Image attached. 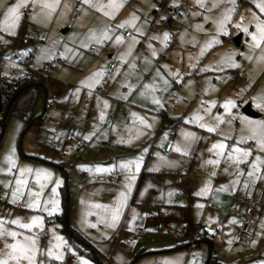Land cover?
I'll list each match as a JSON object with an SVG mask.
<instances>
[{
  "label": "crops",
  "instance_id": "0c3cea01",
  "mask_svg": "<svg viewBox=\"0 0 264 264\" xmlns=\"http://www.w3.org/2000/svg\"><path fill=\"white\" fill-rule=\"evenodd\" d=\"M65 1L60 6H71ZM16 2L17 0H0V22L4 21L6 8ZM43 3L44 0H36L33 5L32 0H28L26 4H22L18 11L21 23L24 20L23 26L21 31L11 37L6 31L7 22L0 24V58L12 53L16 58L9 60V63L12 67L15 65L24 69V72L26 67H31L30 60L20 57L23 52L15 51L21 48L25 50L29 42L23 44L15 38L30 33V40L33 39L36 34L32 29L34 8H42ZM24 11L27 12L25 15ZM124 32L122 44L132 38V33L124 36ZM147 33H152V37L157 36L155 28L144 35ZM39 36L37 34L38 39ZM58 43V54L51 59L59 56L62 63H54L48 69L49 78L44 82L47 96L41 104L44 106L43 114L47 110L49 112L48 121L44 124L49 125L51 138L57 139L66 132H72L82 139L85 136L91 138V143L87 140L80 155H74L71 148L65 154L70 159H75L73 167L86 170L83 173L86 178L79 180L75 177L72 181L83 184V201L77 202V198L81 199V194L73 193V206H69L71 209L67 219L69 226L81 239L69 237L63 230L59 220L63 212L62 201L60 211L57 209L59 212L55 213L56 221L61 225V233L66 234L69 246L73 249L70 252L67 249L66 258L70 257L74 264H83V260H87L89 264H199L201 261L203 264H264V176L253 180L248 178L251 161L257 155L264 159V150L257 148L255 139H247L253 129L257 134L261 131L256 122H264V98L235 99L227 111L214 110L207 112L199 120H192L180 107L175 110V103L172 108H166L163 94H149L141 90L143 98H138L140 85L136 80L129 83L131 91L120 90V97L118 87L116 89L112 86L113 81L104 84L106 94H92L88 89L98 83V74L95 76L92 71L96 68L94 64L101 62L99 70L103 72L110 61L120 59L126 64L127 59L119 57L118 53H109L106 59L102 51L97 52V47L90 52L88 48L92 43L84 54L86 56L79 54L76 48L65 50L64 41L60 39ZM238 45H242L241 36ZM74 52L77 55L75 60L72 59ZM64 58L72 60L73 64H78L77 60L81 61L82 58L87 60V70L76 72L74 65H67ZM114 64L106 80L111 79L112 73H116L117 64ZM88 72L92 74L87 75ZM234 73L236 79L240 80L239 72ZM90 77L92 82L89 83ZM250 81H246V85L252 87L253 83ZM75 82L81 85L76 87ZM174 86L178 87L176 83ZM48 92L52 94L49 100ZM110 95L115 98H108ZM179 98H182L181 104L187 103L185 97ZM248 100H251L258 116L250 117L239 110V106ZM87 102L91 103V111L86 128L80 131L74 127L68 128L66 115L75 110L86 111L88 115L90 107L88 104L84 105ZM188 102L190 103L189 100ZM112 110L113 113H109L112 117H106L105 114ZM102 112L104 118L101 120ZM217 117H221L219 122ZM249 121L253 123L249 124ZM201 123L215 126L216 131L209 132L207 127L200 126ZM171 127L174 128L172 146L169 152H165L163 146ZM94 137L109 140V147L99 149L92 142ZM241 137L245 139H240ZM218 141H223L226 145L224 154L219 157L217 150L210 151ZM233 145L250 149V155L238 166L227 157ZM25 158L55 166V162L43 161L37 156ZM216 159L220 161L218 164L208 163L209 160ZM122 164L128 166L122 167ZM237 168L240 169L239 176L236 175ZM108 172L118 173L115 183L108 184L95 178L97 174ZM261 172L264 173V165H261ZM177 176L181 178L180 184L177 183ZM205 184L209 185V190L206 194H199ZM121 193L125 194L124 202L119 219L113 225L111 212L105 208H94L93 204L97 195H102L103 205L111 209L121 199ZM246 200L251 201V212L244 233L238 235L239 226L243 224ZM47 209L51 211L52 207ZM23 212L33 216L36 211L27 209ZM45 217L44 215V220ZM159 223L161 226H158ZM111 225L113 227L110 228ZM3 227L12 229L10 223L3 224ZM39 233L38 238L43 246L53 241L48 238L47 232L44 237ZM61 233L54 230V237H62ZM0 238V252H3L6 251L5 242L11 243L12 238ZM62 238L64 241V237ZM208 256L211 257L210 260H207ZM37 260L44 264H50L51 261L39 254ZM54 262L66 264V261Z\"/></svg>",
  "mask_w": 264,
  "mask_h": 264
},
{
  "label": "rangeland",
  "instance_id": "374dc122",
  "mask_svg": "<svg viewBox=\"0 0 264 264\" xmlns=\"http://www.w3.org/2000/svg\"><path fill=\"white\" fill-rule=\"evenodd\" d=\"M62 1L60 0V3ZM65 2H69L71 6L66 8L64 4L62 6L59 4L50 16L46 10H42V8L35 10L34 8L32 29L36 34L29 41L28 48L15 51L23 52V55L20 56L22 58L30 56V68L32 70L42 68L45 62L52 60L51 58L58 54L60 39L64 41L63 48H66L65 50L76 48L77 52L83 56H86L84 54L92 43L97 47L98 53L103 52L106 59H108L107 54L109 53L113 55L118 53L119 57L127 59L126 64L120 59L113 61L117 64V69L115 74L112 73L109 80H106L108 77L103 75L104 71L99 70L101 62L97 61L94 64L96 68L92 71L95 76L98 74V83L97 85L94 84L92 89L89 88L88 91L101 86L102 91L96 94H106L104 84L113 81L112 86L118 87V97H120V90L131 91L129 83L136 80L140 85V97L138 98H143L141 90H145L149 94H163L166 108H172L173 103H175V110L180 107V110H185L186 115L190 116L192 120H199L197 117L200 119L205 117L207 112L225 109L227 100L233 101L240 98L262 100L264 98V60L257 59L264 54V41H261L259 47L253 48L250 35L256 31V21H264V11L258 7L259 4L264 3V0H202L203 7L197 3V0H115L120 5L117 9L107 7L109 0H91L90 4H85L83 0H66ZM214 3L215 7L213 6ZM101 4L105 5L103 9L96 6ZM229 9L232 10L228 12ZM105 12H109L110 15H105ZM226 13L229 15V19L225 22L223 30H220L216 21L222 19ZM133 15L136 19L132 23H125ZM20 19L19 16L13 27H6L10 37L19 30L21 31L24 20L21 23ZM122 23L124 26L119 27ZM238 24L239 27H237ZM245 27L248 28V32L243 30ZM153 28H155L157 36L152 37V33L144 35L146 32L152 31ZM125 29L132 33V38L134 37L135 40L130 38L127 43L122 44L121 41L117 42L115 38L117 36L123 37ZM63 30L65 31L63 32ZM105 30L108 32V38L101 42H97L96 39L90 40L93 33L99 37ZM165 32L169 36L162 43ZM37 34L40 35L39 39ZM237 35L241 36L242 45H236L233 41ZM84 44L88 46L84 47ZM202 49L203 52H201ZM153 52L156 54L153 55ZM76 56V52H74L72 59L75 60ZM249 56L252 59H249ZM57 57L59 58V56ZM14 58L16 56L13 57L12 53L3 56L2 59L0 58L1 74L6 77L23 74L24 69L15 65L12 67V64L9 63V60ZM64 59L67 65H74L78 73L81 70H87L88 61L83 58L81 61L77 60L78 64H73L72 60ZM89 60L91 59L89 58ZM235 71L239 72L240 80L236 79ZM91 74L92 72L87 73V75ZM47 76L48 73L45 75V80ZM248 80L253 83L252 87L246 85ZM88 82H92L91 77ZM75 83L76 87L81 85L79 82ZM174 83L178 85L177 88ZM146 85L148 87H145ZM45 86L49 90L46 84ZM174 92L175 94H173ZM179 97H185L187 103L181 104L182 98ZM49 98H52V94L48 92V100ZM108 98H115V96L110 95ZM41 102L42 99L39 98L33 107V113L38 118L22 135L20 134L22 127L20 118L9 117L2 135V126L0 125V219L4 221V224H8L11 220L19 217L21 222L25 223L29 222L32 215L24 214L23 211L32 209L36 211L33 214L35 216H40L43 213L41 214L42 227L34 226L32 229H22L19 225L10 223L12 226L10 230L24 235L36 236L39 250L37 255L58 263L66 261V264H74L70 257L66 258L67 249L69 252L73 249L69 246L66 234L61 233V225L56 221L55 213L60 211L63 191H66L70 207L73 206L74 192L81 194V199L77 198V202L83 201L81 193L83 184L72 181L75 177L79 180L83 177L86 178L85 174L83 175L86 170L82 167H73L74 158L70 159L65 155H60L50 146L52 140L63 142L64 133L57 139L51 138L48 132L49 125L43 124L41 121L44 115ZM247 102L253 108L251 100ZM87 104L90 107L87 115L89 118L91 103L87 102L84 105ZM244 104L239 106L240 111ZM113 111L107 112L106 117ZM237 112L239 111L237 110ZM45 115L49 116L48 110ZM1 116L2 111L0 112ZM162 126L163 124H161ZM70 133L72 134V132ZM74 137L81 139L76 135ZM90 139L84 140L88 143L87 140L90 142ZM93 140L92 142L99 149L98 141H109L98 138ZM65 147L66 154L68 152L67 144ZM13 148L14 153L12 155L15 166L9 171L6 156ZM25 156H37L43 161H52L59 165L55 163L54 167L45 165L38 161L26 159ZM24 167L31 168L32 172L23 174L28 183L23 186L22 194L13 202L12 190L16 187V177L20 175V169ZM37 169L51 173L48 180L41 181L44 184L42 189L34 179ZM31 183L33 184L31 185ZM131 188L132 184L130 185ZM29 189L33 193H40L38 208L25 206L36 199L35 196H29ZM86 193L87 191H85V195ZM7 194L9 195L8 198ZM103 200L102 195H97L93 207L101 208L96 207V205H103ZM53 201L56 202V210L46 211V207H53ZM44 215L46 216L45 220L43 219ZM109 227L111 228L113 225ZM53 229L61 233V236L64 237L63 242L56 240ZM42 230H46L48 238L53 240L44 246L38 238V233ZM18 238L22 239V237ZM56 244H60L58 250L59 254L62 255L60 260H56L55 256L48 257L47 255L49 247H53L54 252L57 251L54 247ZM198 263L203 264L202 261Z\"/></svg>",
  "mask_w": 264,
  "mask_h": 264
},
{
  "label": "snow or ice",
  "instance_id": "6c2138e0",
  "mask_svg": "<svg viewBox=\"0 0 264 264\" xmlns=\"http://www.w3.org/2000/svg\"><path fill=\"white\" fill-rule=\"evenodd\" d=\"M28 0H17L16 3L11 4L6 8L5 15H4V21L0 22V24H3L7 22L8 27H13L16 23V21L19 19V9L22 7V4H26ZM85 4H90L91 0H83ZM33 5H35L36 0H32ZM197 3L200 4L201 7H203L202 0H197ZM60 4V0H44V3L42 4V10H46L47 14L50 16L53 11L56 10L57 6ZM97 7H100L103 9L105 5H96ZM215 7V3L213 4ZM65 7L67 8L68 5L65 4ZM108 8L110 9H117L120 7L118 3L115 2V0H109V3L107 5ZM258 7L260 8L261 11H264V3L259 4ZM232 9H229L228 12H230ZM105 15H110L109 12H105ZM136 17L133 15L129 21H126L125 23H132ZM229 19V15L226 13L222 19L219 21H216L218 23L219 29L223 30L225 22ZM124 24L122 23L119 25V27H123ZM239 27V24L237 25ZM256 31L250 33L251 35V44L253 48L259 47L261 44V41H264V21H259L257 20L255 23ZM245 32H248V28L245 27L243 29ZM137 31H139L137 29ZM169 34L165 32L163 34V40L166 41L168 39ZM108 38V32L107 30L103 31L99 37L95 35V33L92 34L90 37L91 39H96L97 42H101L104 39ZM116 41L119 42L122 40V37L117 36ZM135 40V38H132ZM84 47H87V44L83 45ZM210 46V45H207ZM203 52V49L201 50ZM156 53L153 52V55ZM249 59H252L251 56L248 57ZM258 60H264V54L261 56L257 57ZM235 66V65H233ZM83 83V81H82ZM165 84H167V81H165ZM145 87H148L147 85ZM156 103H159V101H155ZM105 105H107V101L104 102ZM232 100H227L225 102V110L227 111L230 106L233 105ZM258 107H262V105H257ZM135 116L136 114L133 113ZM104 118V113L102 112L100 115V119L102 120ZM197 119H200V117H197ZM217 121L221 119V117L216 118ZM243 119V118H242ZM143 122V121H142ZM249 124H252L253 122L249 121ZM258 128L261 130L259 134H257L256 130L253 129L252 134L247 137V139H255L256 140V146L258 149L264 150V122H256ZM201 127H207L209 132L216 131V127L212 125H206L201 123ZM187 135V134H186ZM88 136H85L84 139H88ZM240 139H245L244 137H241ZM226 148V145L223 141H218L212 145V148L210 149L217 150V156H221L224 154V150ZM177 151H180L179 148L176 149ZM14 153V148L11 150V152L6 156V159L8 160L9 163V171L12 170V168L15 166L14 165V160H13V155ZM250 155V149L248 148H241L237 145H233L231 147V150L228 151L227 157L230 161H234L235 164L238 166L240 163H242L244 160L247 159V157ZM220 161L219 159L216 160H209L208 163L211 164H218ZM131 163V162H129ZM261 165H264V159L261 158L260 155H257L254 160L251 161L250 169L248 171V178L249 180H253V178H261V176H264V173L261 172ZM127 164H122V167H127ZM139 168V164H137V169ZM98 170H106V169H98ZM32 172L31 168L24 167L20 169V175L16 177V187L12 190V196H13V202H15L16 198L22 194V188L23 186L27 185L28 181L26 178H24L23 174L24 173H29ZM215 173H213L214 175ZM240 174V169L237 168L236 175L239 176ZM259 174V175H258ZM51 177V173L47 172L46 170L42 169H37L35 172V177L34 179L36 180L37 184H39L40 188L42 189L44 187V184L41 183L42 180H48ZM134 178V177H133ZM59 183V181H57ZM235 183V181H234ZM247 186V182L245 184ZM209 190V185L205 184L204 188L201 189V192L199 194H206L207 191ZM53 192H55V189H53ZM29 196H35L36 199H33L31 202L27 203L25 206L28 208H38L40 205V200H39V192L33 193L31 189H29L28 192ZM124 193L120 194L121 199L118 200L117 204L115 207L108 209L107 205H96V207H101L109 210L111 212V221L114 225L115 221L119 219L120 216V208L123 205V198H124ZM47 203V201H45ZM53 207L52 211L56 210V202H52ZM48 211V209H45ZM133 219H135V214L133 216ZM11 224H17L20 226L22 229H32L34 226L36 227H42V217L40 216H35L33 215L30 217L29 222L22 223L21 219L19 217L13 219L10 221ZM4 221L0 219V237H11L12 242L8 243L7 241L4 244V249L6 251L0 252V264H44L43 261H38L37 260V253H38V247H37V237L34 235H24L23 233H18L13 230H9L3 227ZM264 226V225H262ZM95 227V225H93ZM18 237H22L18 238ZM56 240L63 242V238L60 236L56 237ZM255 243V241H253ZM55 249L57 251L54 252L53 247H49L47 249V255L48 257H53L55 256L56 260L62 259V255L59 254L58 250L60 248V244H56ZM83 264H89L87 260H83ZM167 264V262H166Z\"/></svg>",
  "mask_w": 264,
  "mask_h": 264
},
{
  "label": "built area",
  "instance_id": "2783aa9c",
  "mask_svg": "<svg viewBox=\"0 0 264 264\" xmlns=\"http://www.w3.org/2000/svg\"><path fill=\"white\" fill-rule=\"evenodd\" d=\"M27 12L24 11L23 15H25ZM130 34L129 31H125L124 32V36H128ZM31 38V34L27 33L25 34L23 37H16L15 39L21 41V43L23 44H27L29 42ZM88 50L90 52H93L95 50V46L92 44L89 46ZM26 60L30 59V56H26L25 57ZM54 63H62L61 59L55 58L52 59L50 61H47L44 63L43 67L40 69H36V70H32L30 67H26V76L31 75V77H27L25 79L26 83H30V82H39V78L41 76H45L48 73V69L54 64ZM115 66L113 61H110L107 65V69L104 70L103 75L106 77L110 76V70L113 69ZM4 81V80H3ZM123 91H125L126 89H122ZM102 88L101 86H97L95 89H93L91 91L92 94H96L98 92H101ZM88 107V106H87ZM86 110V109H85ZM108 117H112V115H108ZM42 123H46L48 121V116L47 115H43L42 119H41ZM66 122H67V127L68 128H72L74 127L76 130L80 131V130H84L86 128L87 122H88V116L86 111H82V112H78V111H72L69 112L66 115ZM173 131L174 128L171 127L170 132L167 136V140L163 146V150L165 152H169L172 146V139H173ZM63 142H56L53 141L51 142L50 146L52 147V149H54L57 153H59L60 155H65V144H67V148H71V151L73 154L78 155L81 153L82 148L87 144V142L84 139H77L75 138L70 132H66L64 134V138H63ZM98 146L100 148H105V147H109L110 142L109 141H98L97 142ZM95 178L99 181L105 182V183H115L118 179V173L116 172H108V173H100L97 174L95 176ZM177 183L180 184L181 183V178L179 176H177ZM179 196V195H178ZM177 201V200H175ZM247 205L245 206V218H244V222L243 224H241L239 226V230L237 232L238 235L244 233L245 228H246V221L249 218V214L251 212V201L246 200ZM158 226H161V223L158 224ZM39 235L41 237H44L46 235V231H42L39 233ZM193 243V240H191V244ZM50 264H55L54 261H50Z\"/></svg>",
  "mask_w": 264,
  "mask_h": 264
},
{
  "label": "trees",
  "instance_id": "16d2710c",
  "mask_svg": "<svg viewBox=\"0 0 264 264\" xmlns=\"http://www.w3.org/2000/svg\"><path fill=\"white\" fill-rule=\"evenodd\" d=\"M27 77L30 78L31 75L26 76V74L23 73L18 76L6 77L0 73V93L3 104L2 116L0 117V125L2 126L1 135L4 126L11 116H15L22 120V127L20 130L21 135L25 133L30 125H32L38 118V116H35L33 113V107L39 98L44 100L43 89H45V76H41L39 82L30 83H26L25 79ZM61 195L63 212L60 214L59 220L62 222V228L69 237L81 239V237L78 236V234L67 223L69 201L66 191H63ZM210 258L211 257L207 258V260H210ZM132 261L133 260H131V262Z\"/></svg>",
  "mask_w": 264,
  "mask_h": 264
},
{
  "label": "water",
  "instance_id": "95a60500",
  "mask_svg": "<svg viewBox=\"0 0 264 264\" xmlns=\"http://www.w3.org/2000/svg\"><path fill=\"white\" fill-rule=\"evenodd\" d=\"M65 30H63L64 32ZM239 40H240V35H237L235 38H233V41L235 42L236 45L239 44ZM43 93H44V99H46V90L43 89ZM2 101H1V93H0V112L2 111ZM241 111L250 117H256L258 116V113L253 110V108L251 107V104L249 102H247L246 104H244L241 108ZM44 112V106L42 108V113Z\"/></svg>",
  "mask_w": 264,
  "mask_h": 264
}]
</instances>
